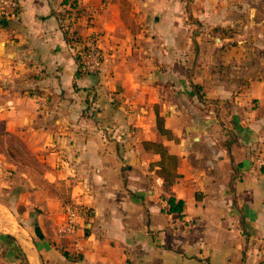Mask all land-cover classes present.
Segmentation results:
<instances>
[{"label":"crops","instance_id":"crops-1","mask_svg":"<svg viewBox=\"0 0 264 264\" xmlns=\"http://www.w3.org/2000/svg\"><path fill=\"white\" fill-rule=\"evenodd\" d=\"M17 1L0 264H264V0ZM64 2L81 16L61 20ZM92 40L103 67L84 74ZM75 204L89 227L59 240Z\"/></svg>","mask_w":264,"mask_h":264},{"label":"built area","instance_id":"built-area-1","mask_svg":"<svg viewBox=\"0 0 264 264\" xmlns=\"http://www.w3.org/2000/svg\"><path fill=\"white\" fill-rule=\"evenodd\" d=\"M19 9L17 0H0V22L14 18ZM78 43V42H77ZM79 70L84 74L100 73L103 67V53L96 41H89L77 50ZM89 210L81 205H68L65 207L64 220L57 230L59 240H68L75 237L78 232L89 227ZM264 257V242L261 244Z\"/></svg>","mask_w":264,"mask_h":264},{"label":"trees","instance_id":"trees-1","mask_svg":"<svg viewBox=\"0 0 264 264\" xmlns=\"http://www.w3.org/2000/svg\"><path fill=\"white\" fill-rule=\"evenodd\" d=\"M67 4H68V7L66 8L67 12L63 11V13L60 14L61 20H64L67 18L70 19V15H73L75 19L79 18L82 14V10H80L77 7L75 2H70V3L64 2L63 6H65ZM17 13H18V11H17ZM67 13H69V14H67ZM3 20H4V18H3ZM72 39H74V38H72ZM75 42H78V40H75ZM263 173H264V169H263ZM167 204H168V213L177 214L179 217L182 216L183 209H184V202L183 201H181V200L176 201L174 198H169L167 200ZM89 214H90V211H89ZM89 222H90V220H89ZM56 247L58 248V250H60V252L63 254L64 257H66V258L69 257V255H70L69 252L65 250L66 246L59 245Z\"/></svg>","mask_w":264,"mask_h":264}]
</instances>
